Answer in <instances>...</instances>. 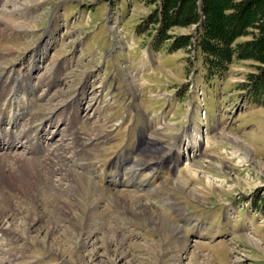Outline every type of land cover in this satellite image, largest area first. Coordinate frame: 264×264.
<instances>
[{
    "label": "rangeland",
    "instance_id": "374dc122",
    "mask_svg": "<svg viewBox=\"0 0 264 264\" xmlns=\"http://www.w3.org/2000/svg\"><path fill=\"white\" fill-rule=\"evenodd\" d=\"M225 2L0 0V105L13 87L21 96L4 126L11 129L27 97L30 113L57 108L61 123L48 127L37 151L55 160L52 168L39 163L47 172L54 165L58 180L92 161L85 177L100 201L91 210L78 175L64 176L65 190L0 189V264H264V62L245 46L264 36V4ZM235 2L256 18L226 61L202 35L223 36L229 21L219 8L232 12ZM28 69L26 84L16 72ZM97 124L108 132L95 135ZM78 133L87 142L83 158L75 156L85 151ZM25 152L0 148V157L16 167L12 156ZM159 161L161 171L151 173ZM115 162L118 182L104 181ZM139 207L162 213L181 234L147 222Z\"/></svg>",
    "mask_w": 264,
    "mask_h": 264
},
{
    "label": "bare ground",
    "instance_id": "6f19581e",
    "mask_svg": "<svg viewBox=\"0 0 264 264\" xmlns=\"http://www.w3.org/2000/svg\"><path fill=\"white\" fill-rule=\"evenodd\" d=\"M1 35H2V33H1ZM0 48H2V47H0ZM3 53H4V51H3ZM36 60H37L36 58L33 59V61L30 64V66H31L30 69H34L35 68V64L37 63ZM10 66L14 67V65H10ZM10 66H7L6 68L8 69V67H10ZM13 71H17V69L16 68H13L11 70V72H13ZM26 72L27 71H24L22 73V71H21V72H16V73L18 75L21 74V77L22 78L25 77L26 78L25 83L28 84V81H30V74H31L32 70L29 72V69H28V72H27L28 74ZM18 77L19 76H16L15 77L16 78V80H14L15 83H16V81L19 80ZM12 78H13V75H12ZM7 81H8V79H7ZM35 89L36 88H34L33 90H35ZM12 90H13V92H11L10 98L9 99L7 98L6 101H5V103L3 105H0V148L3 149V150H5L6 151V154H8L10 152V150H12V149H15L16 150V148H18L19 146H21L24 149V152L26 151L27 153H29L30 155H32V157L30 155L28 157L27 156L24 157L21 154H20L21 156L18 157V158H15L14 156H12L13 161L15 162V164H17L16 167L13 166L14 164L11 166L8 163L7 158H10V157H8V156H7V158L4 157V156L3 157H0V183L3 184V186H0V189H2V188L3 189L4 188L5 189L11 188L10 191H13V192H14V190H16L18 192V190H22L23 189L24 191H27L28 190V191L33 192V190L35 189L34 188L35 186H39V187L40 186H43V187H49V188H52V189L65 190V187L63 186V180H65L64 178L65 177H68V178H71L72 179L73 177H75V176L78 175L79 178L81 179L82 184L85 185V188L87 190L88 201H89V204L91 205V210H95L96 208H98L99 203H100L99 196H98V193H97L98 192V189H92V186H91V183H90L89 179H87V177H85L86 174L92 172V169H91L92 168L91 166H93V162L92 161H88V162H85L83 164L82 163H79V165H80L79 168L82 169L83 172L80 171L79 168H78L79 169L78 171H75V170L72 171V170H69L68 169V172L66 174H64L65 177L64 176H62V177L60 176V177H58L59 178L58 180L55 179L56 178V175L53 172L54 169H55V166L54 165H52L53 166V170L51 169L50 172H47V171H45L43 169V168H46V167L41 166L40 163H39V162H41L43 164L45 163V165L48 167L49 164H50V162H52L53 160H55V159H53V160L52 159H50V160L48 159L49 160L48 162H47V160H43V158L46 156V154L48 153L49 150H47L46 152L44 151L45 152L44 153L45 156L42 155V154L39 155L40 152H39V154H37V151H38V147H40V146L42 147L43 144H44L41 139L45 135V133H47L48 127L50 125H54V124L57 127L61 123L62 115L60 114V115L57 116V114H58L57 112L58 111H55L57 108L54 109V111H52L51 113H49L48 116H47V114L45 116V113H47L48 110H45L44 109V104H43L42 106H40V108L38 107L39 110L36 111V109H35V111H36L35 113L34 112H31L30 113V112H28L29 111V108L26 109V108L22 107L23 105H26L28 102H30L32 100V98H33V97H31V98H28L27 97V101H24V103H18L17 104V107L19 106V108H18L19 112L16 115L14 114V115H11L10 116V119L11 120H9L10 121L9 124H11V122H12L11 129H8L7 127L5 128L4 124H5V117H6L5 115H6V112H7V108L11 107V110H12L13 109V104H14L13 101L17 103L18 102V96L20 95V93H17L18 91L15 90V87H13ZM49 92L50 91H48L47 93H49ZM26 93H27V91L25 90V93H23V94L26 95ZM19 97L21 98V96H19ZM39 97L40 96H38V100H39ZM43 97H45V96H43ZM43 97H40L41 100H44L45 99ZM48 97H49V94H48ZM77 99H78V97L73 98V102L72 103L73 104H76L77 103L76 102ZM10 104H12V105L10 106ZM73 104H72V107H73ZM67 106H69V104ZM78 107H79V105H78ZM22 108L23 109H26L27 111L22 112ZM77 110H78V108H77ZM77 114H78V112H77ZM77 114L75 113V116ZM22 120L27 121V122H25L26 125L24 124L25 126H22V124L24 122V121L21 122ZM67 120H69V119H67ZM58 121L60 123H57ZM37 122H39V123L37 124ZM95 127H96L95 130H97V133L95 135H102L105 132H108V130L106 129V126L105 125H98L97 124V126H95ZM62 131L63 130H61L59 132V129H58V133H60L59 134L60 136L62 134ZM75 131H73V133ZM227 137L230 140H232L233 142H235V143L241 144V142H242L239 138H237L235 136L228 135ZM82 138H85V137H83V134L81 136V133H78V134L75 135V141H78L79 144L81 143L82 146L85 147V151H80V152L75 151V156H79V158H83V156H85V154H86L85 152H87L86 151V149H87V142H84L82 140ZM26 142H28L27 145H26ZM51 146H52V144H51ZM52 150H50V153H52ZM0 155H2V154H0ZM53 155H54V153H53ZM84 161H85V159H84ZM179 161H180V156H178V158L175 160V162H172V163L176 165ZM157 163H158L157 169L154 168L155 170L151 172L153 174H155L156 172L159 173L161 171V169H162L163 162L159 161ZM120 165H121V162H118V163L115 162L111 166H109L110 169L106 172V174L108 172H110L112 174V177H108L110 179H105L104 180V177L106 176V174H105V176L103 177V180L104 181H107L108 180L107 182H112L113 180L114 181L116 180V183H117L118 182V179L116 177L119 175V172H120L119 170L121 169L120 168ZM49 167H51V165ZM61 167H63V166H61ZM75 168H77V167H75ZM46 170H48V169H46ZM72 181H71V183H72ZM71 183H68V184H71ZM145 185H147V184H142V186H144V187H145ZM29 194L31 195L32 193H28L27 195H29ZM4 200L7 201L8 200L7 197H5ZM117 203H118V201H117ZM123 203H124V201L121 202L120 205H122ZM58 205L63 206V203L58 202ZM10 206H11V204H10ZM128 207H129V204H126L123 208L126 210ZM134 211L140 212L143 215V217L145 218V220L147 222H152L156 227H159V228H162L163 229V228H165V226L168 225V226H173L174 229H177V231L180 228L179 226L177 227L176 225H174V223H171L170 220L165 215H163L160 212L155 211V212H152L151 213L149 210H146L145 208H142V207H139L138 210H134ZM62 215H64V214H62ZM7 218L8 217L5 214L4 215V220L7 219ZM179 233L181 234V232H179ZM252 240L254 241L255 239H252ZM189 241H190V239L188 238L185 241V243L182 244V248L183 249H187L188 242Z\"/></svg>",
    "mask_w": 264,
    "mask_h": 264
},
{
    "label": "trees",
    "instance_id": "16d2710c",
    "mask_svg": "<svg viewBox=\"0 0 264 264\" xmlns=\"http://www.w3.org/2000/svg\"><path fill=\"white\" fill-rule=\"evenodd\" d=\"M231 1L232 0H227V2H225V5L226 4L228 5V2H229V6H231ZM260 1L263 2L264 4V0H260ZM241 3L242 2H235L234 4L235 7L234 8L230 7L232 8V12H228V13L223 12V10L221 9L222 7L219 8L220 9L219 15L223 16V18H225V21H229L228 22L229 26H227L226 24L225 26L226 29L224 31L225 33L223 34V36H221L219 33H217V35L216 34L212 35L211 33L210 35L207 30H206V34L202 35L203 43L207 44L211 52H213L214 54L218 56H221V57L223 56L226 61L231 57L228 47L229 48L231 47L233 40L238 35L242 34L243 31H246L245 34L251 31L249 29L252 27V24L256 18V16H254L253 18L250 16L251 14L249 13L250 9L248 8V4L246 3L245 5H243ZM170 9L174 10V11L171 10L172 12L170 13V16H173L177 7H172ZM183 9L184 8L179 9L180 14ZM167 11H170V10L168 7L167 8L165 7L164 12L167 13ZM262 20L263 22L261 24L262 25L261 30L264 32V18ZM251 33L253 32L251 31ZM158 36L160 37L159 34ZM259 43L261 44V47H259L260 49H258V51H255V50L253 51L254 48L258 47ZM245 46H247L246 48H249L251 50V53H254V55H257L259 57V60L264 62V36L259 38L258 40H253V41L250 40V41L245 42ZM261 77H264V68L261 70L260 78Z\"/></svg>",
    "mask_w": 264,
    "mask_h": 264
}]
</instances>
